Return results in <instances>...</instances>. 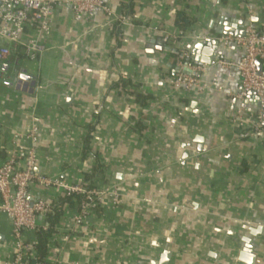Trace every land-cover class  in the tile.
Instances as JSON below:
<instances>
[{"label":"crops","instance_id":"obj_1","mask_svg":"<svg viewBox=\"0 0 264 264\" xmlns=\"http://www.w3.org/2000/svg\"><path fill=\"white\" fill-rule=\"evenodd\" d=\"M107 2L114 20L101 13L76 19L57 8L43 39L48 51L35 60L0 39L10 50L1 63L0 165L31 145L36 125L37 175L113 187L122 198L114 205L105 197L78 226L79 199L60 206L43 264H160L164 254L165 264H245V240L253 264H264V124L253 131L255 98L238 101L237 71L216 65L238 61L241 52L218 46L200 77L203 92L168 85L177 48L192 51L220 36L221 18L264 30V0ZM178 12L195 22L173 47L158 32L179 31ZM20 78L34 83L32 93L16 90ZM238 109L243 126L235 122ZM29 193L54 207L64 197L37 183ZM44 225L47 216H39L37 229ZM36 233L22 235L30 259ZM13 252L12 225L0 212V264Z\"/></svg>","mask_w":264,"mask_h":264},{"label":"built area","instance_id":"obj_2","mask_svg":"<svg viewBox=\"0 0 264 264\" xmlns=\"http://www.w3.org/2000/svg\"><path fill=\"white\" fill-rule=\"evenodd\" d=\"M59 7H68L76 19L92 18L96 13L104 14L110 20L116 19L107 0H0V39L22 48L30 60H35L48 51L43 39L49 35L55 10ZM27 33L32 34L23 41L22 36ZM158 33L162 34L163 39L173 47L178 46L183 34L180 31ZM207 39L217 41L224 51L238 49L241 52L238 61L218 60L216 65L237 71L241 86L240 93L236 95L238 101H243L250 92L255 93L259 105L253 131L258 132L264 124V30L249 25L241 38L215 36L203 40ZM9 54L8 47L0 46V80L3 78L1 63ZM176 54L177 74L169 79V87L187 92L206 90L207 86L201 83L200 77L206 71L207 65L195 63L190 50L178 47ZM212 85H215V81ZM235 122L240 126L244 125L242 109L237 110ZM36 134L37 127L33 125L27 137L31 145L18 146L0 165V212L11 222L14 240V252L6 264H29L33 248L25 244L22 235L25 232H38L37 218L45 217L54 210V206L48 201L30 195L29 188L32 183L47 189H61L66 198H80L78 211L73 217L74 226L82 223L105 197L110 198L114 205L122 202L121 196L113 187L89 189L37 175V157L33 147ZM75 228L68 230L64 240L68 241L71 238ZM47 230L48 225L41 228L42 232Z\"/></svg>","mask_w":264,"mask_h":264},{"label":"water","instance_id":"obj_3","mask_svg":"<svg viewBox=\"0 0 264 264\" xmlns=\"http://www.w3.org/2000/svg\"><path fill=\"white\" fill-rule=\"evenodd\" d=\"M253 21V20H252ZM219 26L222 27L220 36H232L235 38H241L245 34V28L249 25L244 20H236V19H228L221 18L219 21ZM218 43L215 40L207 39L200 43H195L192 47V56L193 61L198 64L211 65L213 64V58H215L214 54L217 51ZM260 70V66L258 65ZM25 80V81H24ZM34 88L33 82H28L26 79H18L16 82V90L22 92L32 93ZM254 97L257 105H259L258 99L255 96V93L250 92L247 95V99ZM252 235L256 234V232H251ZM246 246L243 251L239 255V260L245 264H253L255 261V257L252 254V246L249 240H245ZM168 254H164L162 261L160 264H165V259L168 258Z\"/></svg>","mask_w":264,"mask_h":264},{"label":"trees","instance_id":"obj_4","mask_svg":"<svg viewBox=\"0 0 264 264\" xmlns=\"http://www.w3.org/2000/svg\"><path fill=\"white\" fill-rule=\"evenodd\" d=\"M131 5L124 8V9H130ZM194 20L190 19L186 16V14L184 12H178L176 15V20H175V26L176 28L182 32V33H188L192 30V26L194 24ZM262 30V29H261ZM177 56V54H175ZM87 188L91 189L92 184H87L85 185ZM74 198H78L80 200L79 197H74ZM70 199L73 198H66V197H62L58 203L55 205L56 207H54V212L52 213H48L47 216V221L49 223V227L48 230L46 232H41L38 231L36 233V237H37V246L35 249V255L34 257H32L30 259L29 264H43V259L45 257L46 254V247H47V241H48V237L51 233V230L53 229V227L56 225L59 215H60V211L59 208L60 206H62L65 203H69ZM56 211V212H55Z\"/></svg>","mask_w":264,"mask_h":264}]
</instances>
